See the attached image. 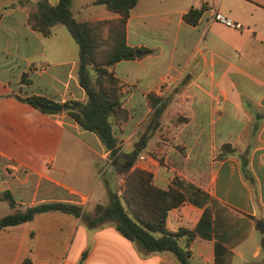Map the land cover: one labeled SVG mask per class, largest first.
Here are the masks:
<instances>
[{
  "label": "crops",
  "instance_id": "0c3cea01",
  "mask_svg": "<svg viewBox=\"0 0 264 264\" xmlns=\"http://www.w3.org/2000/svg\"><path fill=\"white\" fill-rule=\"evenodd\" d=\"M25 1L30 0H0V119L6 123H0V194L8 192L15 203L11 209L0 200V213L52 203L91 213L95 205L108 204V191H119L123 179L94 134L80 131L64 114L43 115L17 99L86 98L74 40L60 25L47 38L32 31L29 8L20 5ZM94 1L71 0V13L81 17L77 22L117 18ZM190 9L202 10L195 25L183 19ZM87 10L92 11L84 15ZM126 44L148 52L108 69L129 114L112 129L117 147L128 152L146 133L134 167L149 172L158 189L177 179L187 197L189 185L206 197L199 206L188 200L173 211L167 229L193 230L207 212L209 225L201 231L210 239L197 234L189 246L190 264H264V236L253 220L264 212V0H137ZM29 126L37 131L26 143L50 146L51 156L38 153L37 162L29 152L32 160L17 159L20 141L9 132ZM242 157L256 198L242 177ZM0 264L178 263L169 253H145L111 225L88 229L80 217L47 212L0 230Z\"/></svg>",
  "mask_w": 264,
  "mask_h": 264
},
{
  "label": "trees",
  "instance_id": "16d2710c",
  "mask_svg": "<svg viewBox=\"0 0 264 264\" xmlns=\"http://www.w3.org/2000/svg\"><path fill=\"white\" fill-rule=\"evenodd\" d=\"M136 3L137 0H96L94 5L104 6L117 18L95 22L74 20L71 0H59L54 6L47 0L20 3L22 7L29 8V28L42 37L51 36L58 25L66 28L78 47L77 77L86 98L82 102L70 100L64 103L35 95L17 99L43 115L64 114L77 124L80 131L94 134L109 152L110 166L114 174L123 179V185L119 191H108V204L95 205L91 213L69 204H44L24 211L15 210L3 217L0 219V230L30 222L38 214L60 212L80 217L88 229L111 225L121 237L135 243L145 253H169L178 264H190L189 246L197 234L200 238L210 239L208 233L201 231L202 225H209L207 212L203 213L193 230L180 228L171 232L167 229V222L171 213L188 200L199 206L206 197L200 189L190 185L186 189L192 193L187 197L177 179L166 190L155 187L149 172L134 167L136 158L145 148L146 133L132 150L124 152L117 147L112 131L114 127L126 123L129 114L122 107L124 95L119 82L108 69L118 62L134 60L137 53L148 52L126 44V24ZM201 13L202 10L190 9L183 19L195 25ZM240 170L256 198L255 180L244 157L240 158ZM0 200L6 201L11 209L15 208L8 192L1 193ZM253 220L255 229L264 236V212L260 218Z\"/></svg>",
  "mask_w": 264,
  "mask_h": 264
},
{
  "label": "rangeland",
  "instance_id": "374dc122",
  "mask_svg": "<svg viewBox=\"0 0 264 264\" xmlns=\"http://www.w3.org/2000/svg\"><path fill=\"white\" fill-rule=\"evenodd\" d=\"M81 2L83 4H87L89 2V0H81ZM92 10H87L86 12H84V15H87L91 12ZM72 17L74 20H80L81 17H78L77 14L75 12H73L72 14ZM66 35H68L69 39L71 41H73V39L70 37L69 33L66 31L65 27L63 28ZM76 49H77V45L76 43L73 41ZM47 51L49 52V46L46 47ZM13 88H16V86H14ZM2 89V87H0V90ZM30 121V120H29ZM0 123L5 125V121L3 119H0ZM7 127V126H6ZM8 131V130H7ZM6 131V132H7ZM36 129H34V126H29L27 127L25 130L24 129H18V128H12L11 129V132H9L11 135H14V136H17L19 141H20V145L18 146V148L21 150L19 152V155L17 157L18 160H22V161H26V160H32V159H29V155H27L26 153H29V152H32L33 153V161H37V158L35 159V155L38 154V153H43L44 156L46 157H49L51 156L52 154V150L50 149L51 147L50 146H45L43 144H37V145H32V146H29L28 143H26V137H30L32 136L31 134H35L36 133ZM12 152V151H10ZM13 154V153H12ZM15 155H16V152H15ZM13 155V157L15 156ZM38 162V161H37ZM79 164V163H78ZM116 179V182L115 183H118V178H115ZM114 179V180H115ZM115 188L117 189L118 188V185L115 184ZM95 191H97V189H95ZM95 193V192H94ZM5 216L4 215V211H1L0 213V218Z\"/></svg>",
  "mask_w": 264,
  "mask_h": 264
},
{
  "label": "built area",
  "instance_id": "2783aa9c",
  "mask_svg": "<svg viewBox=\"0 0 264 264\" xmlns=\"http://www.w3.org/2000/svg\"><path fill=\"white\" fill-rule=\"evenodd\" d=\"M214 19L217 20V21H221V22L225 23L227 26H229V27H231V28H234V29H240V25H239V24H232L231 22L224 20L220 15H215V16H214ZM141 159H142V158H141ZM8 169H9L10 171L15 172L16 169H17V167L14 166V165H10V166L8 167Z\"/></svg>",
  "mask_w": 264,
  "mask_h": 264
}]
</instances>
